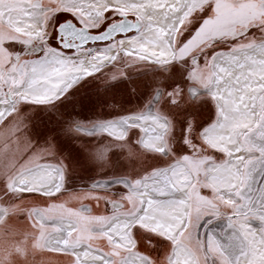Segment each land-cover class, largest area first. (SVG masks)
Returning <instances> with one entry per match:
<instances>
[{"label":"snow or ice","instance_id":"obj_1","mask_svg":"<svg viewBox=\"0 0 264 264\" xmlns=\"http://www.w3.org/2000/svg\"><path fill=\"white\" fill-rule=\"evenodd\" d=\"M198 5L199 0H105L101 8L99 0H62L41 28L43 21H36L37 0H0V25H14L25 38L2 44L9 59L0 65V202L41 197L50 201L47 209L63 208L57 201L78 191L69 186L67 176L72 162L81 160L84 144H97L96 156L103 159L106 140H123L152 161L129 176L127 165L117 157L118 165L111 171L90 177L87 187L97 200L102 192H110L129 203L137 197L139 206L125 210L127 215H116L121 205L105 201L113 219L102 230H93L87 242L78 222L56 215L49 219L37 212L40 228L51 230L50 235L41 232L46 251L70 256L72 264H264V83H250L221 65L218 70L213 67L215 74L200 88L193 75L202 58L180 56L183 71L176 60L163 61L162 71L169 72L172 64L175 79L148 96L150 113L156 106L162 112L168 108L157 123L133 112L93 119L86 114L99 103L107 104L98 94L79 97L71 111L64 104L75 94L74 85L102 71L64 59L76 52L74 29L88 37L79 47L94 50L97 62L108 66L105 61L115 64L123 56L147 59L148 53L159 59L162 49L173 48L172 33L179 35L186 22L191 23V30L173 49L175 56L207 22V12ZM141 9L148 17L157 11L163 23L143 22ZM85 18L93 27L85 29ZM34 22L40 35L33 30ZM253 39L264 43V35ZM125 41L131 51L112 47H122ZM26 55H31L33 64L53 65L56 75L27 76L18 59L12 58ZM216 55L213 52L208 59ZM249 89L258 92L249 96ZM206 96L211 105L201 99ZM205 109L210 117L200 121L199 112ZM168 120L173 122L171 135ZM105 124L109 127L101 130ZM210 133L218 139L215 147L206 142ZM22 144L28 151L18 160ZM33 157L35 163L21 170ZM193 184L198 191L193 188L190 193ZM86 212V205L79 211L68 209L78 218ZM98 237L107 241L106 248L93 246Z\"/></svg>","mask_w":264,"mask_h":264},{"label":"rangeland","instance_id":"obj_2","mask_svg":"<svg viewBox=\"0 0 264 264\" xmlns=\"http://www.w3.org/2000/svg\"><path fill=\"white\" fill-rule=\"evenodd\" d=\"M61 2L62 0H37L38 9L40 10L36 12V21H43L41 28L46 27L54 11L58 10V6ZM99 3L101 8H103L105 0H99ZM179 7H182V4ZM198 7L201 8L202 11L207 12V22L202 23L201 32L182 53L178 52L175 56L172 55V58L167 61L176 60V64L180 66L183 71V64L179 59L180 56H184L185 58H190L191 56L201 57L203 63L197 66L193 75V81L196 86L203 88L211 75L215 74L213 72V67L215 66L217 68V57L220 54L233 53L251 45H258V47L249 50L237 51L233 55H224L223 59L221 58L218 60L220 63L219 67L222 64L228 67L230 66L233 70L238 71L243 78L248 79L249 73L247 69L251 68L255 61H258L256 59L258 57V51L264 48V43H258L257 40L253 39V36L264 35V31H262V29H264V0H199ZM43 9L47 11H43ZM93 11L98 10L94 9ZM139 15L143 22H152V19L145 15L143 9L140 10ZM194 22L199 23L200 21L197 20ZM84 24L85 29L93 27L92 21L87 18H85ZM191 26V23L186 22L184 32H181L179 35L172 33L174 44L173 48L169 49L173 51L175 47L181 44L184 36L191 30ZM33 30L37 35H40V29L36 28L35 22L33 24ZM74 30L81 32L80 29ZM245 30L247 31L244 32ZM13 39L25 38L18 35L14 30V25H0V65L6 64L9 59V53L3 49L2 44L5 41ZM73 43L76 45V52L72 57H65L64 59L80 64L88 63L96 67V64L92 62H97L96 57L93 55L94 50L86 51L79 47L81 40L78 37ZM28 47H31V41L28 42ZM112 47L115 48L117 52H122L125 49L131 51V47L127 41H125L122 47L119 44L113 45ZM161 51L164 54L160 56L159 59L156 55L145 53L147 59H139L137 56H123L115 64H113L112 60L105 61L108 66L102 64V66L97 67L102 69L97 76L80 81L73 86L72 91L75 94L67 96L64 100V104L69 106L67 110L71 111V105L75 103L79 97L86 94H98L101 98L107 100V104L99 103L94 110L86 114L93 119H103L109 114L117 112L145 114L149 111L148 104L151 103V101L148 100L149 94L152 93L156 87H164L175 79V77L171 75L172 64H168L170 69L169 72L162 71L161 64L165 60H161V57H169V54L166 53L164 49ZM213 52L217 55L213 59H208L209 55ZM53 55L62 54L54 53ZM12 58L18 59L21 70L24 71L27 76L31 77L35 75L36 77L38 76V78L41 76L46 78V76L40 75L32 70L40 64H33L31 55L21 56L20 58L13 56ZM239 65H243V68H240ZM164 99H167V97ZM201 99L207 100L209 105L213 103L210 97L206 96ZM156 107L158 112L163 116L168 111L167 106L163 112L159 106ZM210 114V111L207 109L202 110V112H199L198 119L200 121H207ZM179 118V116L176 117L177 120ZM170 122L171 127L168 132L169 135H171L173 126L172 120H170ZM85 127L90 128L92 125H85ZM213 139L218 141L216 136H214ZM107 142L108 141H105V143ZM206 142L209 146L215 147V145L210 144L207 140ZM123 147L121 152H108L107 161L110 165L105 166L102 165V159H98L96 156L98 150L97 144H84L81 146V160L78 162L74 160L72 162L73 167L67 176L69 186L76 187L78 191L76 193H66L57 201V204L64 205L63 208H60L61 211L68 212V209H70L68 205L71 204H67V202L73 200L72 197L74 194V196H77L81 195V193V196L83 197L84 195L85 197L84 200L90 204L86 205L87 212L79 217L81 220L83 218L94 217L97 212H102L101 215L104 220L106 217L108 218V210L105 207V201L121 204L123 208L118 209L116 215H127V211H131L133 208L139 206L136 202L138 199L137 197H132L131 203H129L121 200L120 197L110 192H102L98 200L94 198V190H92V195L90 196H88V193H84V191H88L87 188L89 187L87 186L90 177L111 171L118 165L117 157H119V163L127 165L129 176L136 175L138 171H142L144 167L152 163L143 152L142 154H138L136 151L131 150L126 141H123ZM27 151L28 146L22 144L17 154L18 160H22ZM113 153L116 155H113ZM133 161L135 165H133ZM34 163L35 157L25 161L21 165V170L27 169ZM193 170H196L195 166H193ZM2 179L3 175L0 174V180ZM193 188H197V186L193 184L192 188H189L188 191L191 193ZM49 203V200H45L41 197H24L9 201L6 204L0 202V211L4 213L3 216H0V264H31V261L26 262L22 260L26 253L29 254V257H32L30 260H34V257L31 256L30 253L35 238L40 239L42 231L45 232L46 235L51 234L50 229L40 228L38 223L39 217L37 216V212H40L41 215H47L49 219L54 216L53 211H55L57 207L49 210L46 208ZM80 209L73 206V210L75 211H79ZM107 220L108 219H106V221ZM104 226L102 228L92 226L89 232L82 230L80 236L84 237L87 232L91 235L93 230H102ZM104 235H106V233H104ZM48 257L49 256H45V258Z\"/></svg>","mask_w":264,"mask_h":264},{"label":"crops","instance_id":"obj_3","mask_svg":"<svg viewBox=\"0 0 264 264\" xmlns=\"http://www.w3.org/2000/svg\"><path fill=\"white\" fill-rule=\"evenodd\" d=\"M247 30H245L244 32H246ZM254 47H258V45H251V46H248L244 49H241V50H237V51H245V50H249L251 48H254ZM237 51L233 52V53H223V54H220L218 57H217V70L219 69V64H218V60L219 59H223L224 55H233L234 53H236ZM20 58V57H19ZM199 87V86H197ZM257 94V93H256ZM255 94V95H256ZM202 112V111H200ZM145 116V119L146 120H150L152 121L153 123H157L158 121L162 120L163 119V115L161 113L158 112V109L156 107V110L153 111V112H146L145 114H143ZM117 124H121L122 122H116ZM106 127H109V125L105 124V125H101V130H103V128H106ZM170 127H171V122L170 120H168V127H167V132H169L170 130ZM161 131H164L163 128L160 129ZM206 140L210 143V144H213L215 146L218 145V141L213 139L212 137H206ZM108 141V140H106ZM128 145V144H127ZM129 146V145H128ZM123 141H108L107 143H105V147H104V152H103V159H102V165H110V163L107 161V154L108 152L111 153V152H117V151H122L123 150ZM129 148L133 151H135L131 146H129ZM138 154H142V152L140 151H136ZM88 191H84V193H88V196L92 195V190L91 188H87ZM75 195V194H74ZM72 197L73 200H69L67 202V204H71V205H68V207H72L73 209V206H75V208L77 209H80V207L84 206V205H90L88 204L89 202H87L86 200H84V195L83 197L81 195H77V196H74ZM116 204H119V203H116ZM121 205V204H120ZM94 206V205H93ZM101 207V206H100ZM121 208H123L121 206ZM94 209V207H93ZM100 210V208H99ZM53 215H56V216H63L64 218H67L69 217L70 219H72L74 222H78L81 226V229L84 231H88L91 229V227H99V228H102L105 224L104 223H109L108 221H111L113 218V216H109L108 215V218L106 217V219H108L106 221V219L104 220L102 218V212H97L95 213V216L94 217H89V218H83L82 220L79 218H77L76 216H70L68 212H63L61 211L60 208H57L55 211H53ZM105 213V212H104ZM99 215V216H97ZM107 216V214H106ZM88 219V220H87ZM106 221V222H104ZM86 233L84 237H81L84 239V242H87V235H90V233ZM93 243V246L95 247H98V248H106L107 247V241H105L104 239H101V238H96L92 241ZM31 256L34 257V260H30V258L32 257H29V254L26 253L25 256L23 257L24 259L22 261H31V264H72V259L70 256H67V255H59V254H55V253H51V252H48L44 249V241L43 239H37L35 238V242L34 244L32 245V249H31V253H30ZM45 256H49L48 258H45ZM53 257V258H52ZM34 262V263H32Z\"/></svg>","mask_w":264,"mask_h":264},{"label":"bare ground","instance_id":"obj_4","mask_svg":"<svg viewBox=\"0 0 264 264\" xmlns=\"http://www.w3.org/2000/svg\"><path fill=\"white\" fill-rule=\"evenodd\" d=\"M181 4H177V7H179ZM153 9L155 8V5L152 6ZM169 14V16L173 15V13H167ZM150 18L152 19V22H156V21H160L161 23H163V21L161 20V15L157 12V11H153ZM169 48H164L166 53H169ZM256 55V53H255ZM258 57L256 58L258 61H255L254 64L251 66V68H248V73H249V82L250 83H255L256 81H260L261 83H264V48L263 50L258 51ZM82 64V63H81ZM82 65L84 66H88L93 68L90 64L88 63H83ZM223 65V64H222ZM225 67H228L227 65H224ZM52 65L51 64H44V65H37L36 67H34L33 69H35V72L46 76L45 79H47L50 76H54L56 75L53 71H52ZM32 69V70H33ZM38 77V76H37ZM42 77V76H41ZM61 86H62V82H61ZM258 92V90H257ZM256 92H253L252 89H249L248 92L246 93L247 95L251 96L254 95ZM215 135L212 134V137H214Z\"/></svg>","mask_w":264,"mask_h":264},{"label":"flooded vegetation","instance_id":"obj_5","mask_svg":"<svg viewBox=\"0 0 264 264\" xmlns=\"http://www.w3.org/2000/svg\"><path fill=\"white\" fill-rule=\"evenodd\" d=\"M63 32V31H62ZM75 32V31H74ZM78 36V35H77ZM88 39V37H85L83 40H87ZM82 41V40H81ZM169 50V57H161V60H170L171 58H172V55H173V51H172V49H168ZM171 54V55H170ZM94 64H96V67H94V66H92L94 69H96L97 67H100V66H102V64H100V63H97L96 61H92ZM105 64H107V63H105ZM218 64H220L219 62H218ZM91 65V64H90ZM209 137H212V133H210L209 134ZM213 138V137H212Z\"/></svg>","mask_w":264,"mask_h":264},{"label":"water","instance_id":"obj_6","mask_svg":"<svg viewBox=\"0 0 264 264\" xmlns=\"http://www.w3.org/2000/svg\"><path fill=\"white\" fill-rule=\"evenodd\" d=\"M75 31V30H74ZM75 33L76 34H78V38L80 39V40H83L84 38H85V36H83V33L82 32H77V31H75Z\"/></svg>","mask_w":264,"mask_h":264}]
</instances>
